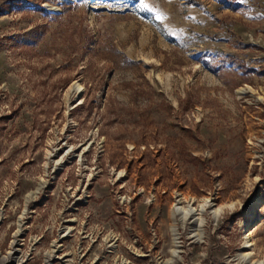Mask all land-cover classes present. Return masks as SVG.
<instances>
[{
    "label": "rangeland",
    "instance_id": "rangeland-1",
    "mask_svg": "<svg viewBox=\"0 0 264 264\" xmlns=\"http://www.w3.org/2000/svg\"><path fill=\"white\" fill-rule=\"evenodd\" d=\"M0 264H264V0H0Z\"/></svg>",
    "mask_w": 264,
    "mask_h": 264
},
{
    "label": "bare ground",
    "instance_id": "bare-ground-1",
    "mask_svg": "<svg viewBox=\"0 0 264 264\" xmlns=\"http://www.w3.org/2000/svg\"><path fill=\"white\" fill-rule=\"evenodd\" d=\"M75 89L78 90L79 86L75 85ZM200 207H202V206H200ZM184 211L186 214H191L192 212L195 211V209L192 207V205H187Z\"/></svg>",
    "mask_w": 264,
    "mask_h": 264
},
{
    "label": "snow or ice",
    "instance_id": "snow-or-ice-1",
    "mask_svg": "<svg viewBox=\"0 0 264 264\" xmlns=\"http://www.w3.org/2000/svg\"><path fill=\"white\" fill-rule=\"evenodd\" d=\"M141 2H142V0H141Z\"/></svg>",
    "mask_w": 264,
    "mask_h": 264
}]
</instances>
